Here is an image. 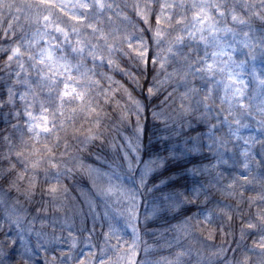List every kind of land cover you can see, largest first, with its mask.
Returning a JSON list of instances; mask_svg holds the SVG:
<instances>
[{
    "label": "snow or ice",
    "instance_id": "6c2138e0",
    "mask_svg": "<svg viewBox=\"0 0 264 264\" xmlns=\"http://www.w3.org/2000/svg\"><path fill=\"white\" fill-rule=\"evenodd\" d=\"M0 125V264H264V0H0Z\"/></svg>",
    "mask_w": 264,
    "mask_h": 264
},
{
    "label": "trees",
    "instance_id": "16d2710c",
    "mask_svg": "<svg viewBox=\"0 0 264 264\" xmlns=\"http://www.w3.org/2000/svg\"><path fill=\"white\" fill-rule=\"evenodd\" d=\"M119 78V77H118ZM144 124H145V138L147 139L151 134H152V131L154 129V125H153V122H152V118H151V115L150 113H145L144 117L142 118ZM0 127H3V125H0ZM197 131H200V129H197ZM259 149V146H255V150L258 151ZM102 155H107V153H101ZM237 156H238V153H237ZM199 159V157H198ZM209 160H212V157L209 156L208 153H205V158L200 160L201 163H207ZM88 163H96V161L94 159H89L87 161ZM229 164L232 165V162L231 160L229 161ZM226 167H232L230 165H225ZM224 166V167H225ZM198 179L200 180H204L205 182L206 181V178L204 175L202 174H198ZM86 179V178H85ZM65 183H68L69 185V188L71 190V194L73 197H76L77 200L79 201L80 199V196L78 194V190L81 186L84 187L85 189V194H89L87 193V185L84 183V180L80 177V176H77L75 179H72L70 178L69 180L65 181ZM191 211H195V209H191ZM176 221L175 220H168L165 224L161 225V224H157V225H149V227H167V224H171V223H175ZM151 243V241H149ZM43 259L44 257L42 255H38L36 260H37V264H43Z\"/></svg>",
    "mask_w": 264,
    "mask_h": 264
},
{
    "label": "rangeland",
    "instance_id": "374dc122",
    "mask_svg": "<svg viewBox=\"0 0 264 264\" xmlns=\"http://www.w3.org/2000/svg\"><path fill=\"white\" fill-rule=\"evenodd\" d=\"M239 58V57H238ZM257 67L259 68V66H260V64H261V60H260V58H259V56H257ZM249 88H253V85L250 83L249 84ZM222 131H226V129H224V130H222ZM259 129H257V128H255V126L253 125V127L251 128V129H242L241 130V135H243V136H248L249 135V132H251L253 135H255L256 136V138L257 139H259L260 138V136H259ZM240 143V145L242 146V144H243V142L242 141H240L239 142ZM255 150V149H254ZM209 156L210 157H212L211 156V154H209ZM213 159V158H212ZM230 166H231V164H229ZM219 171H221V172H234V171H236V168H234V167H224V166H222L221 168H219L218 169ZM241 174L242 175H244V174H246V173H244L243 172V170H241Z\"/></svg>",
    "mask_w": 264,
    "mask_h": 264
}]
</instances>
